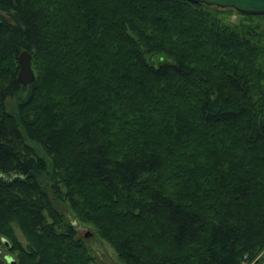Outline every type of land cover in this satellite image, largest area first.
<instances>
[{"label": "trees", "instance_id": "obj_1", "mask_svg": "<svg viewBox=\"0 0 264 264\" xmlns=\"http://www.w3.org/2000/svg\"><path fill=\"white\" fill-rule=\"evenodd\" d=\"M230 11L0 0V246L17 264H98L59 202L122 264H264V23Z\"/></svg>", "mask_w": 264, "mask_h": 264}, {"label": "rangeland", "instance_id": "obj_2", "mask_svg": "<svg viewBox=\"0 0 264 264\" xmlns=\"http://www.w3.org/2000/svg\"><path fill=\"white\" fill-rule=\"evenodd\" d=\"M227 10V9H225ZM231 10L229 14V21L233 24H239L243 22L246 25L251 24V22L258 23L262 25L264 23V19L258 17V16H253V17H247V15L240 14L237 11L233 9H228ZM251 19L252 21H250ZM165 61L170 60L169 57L166 55ZM147 59L150 63L153 65H158L159 57L157 55H148ZM59 210L68 218L69 221L77 225L78 227V232L79 236L84 239L91 252L92 255L98 264H122L114 251V249L105 241L103 240L98 233L93 229V227L90 224H82L78 219H76L75 214L73 211H71L69 205L67 203H58ZM17 237L19 241L23 244H27V240L25 239V236L20 232L19 229L16 230ZM89 238H86L87 234H90ZM5 245V242H4ZM0 246V264H8L7 263V256L13 257L16 261V254H10L9 249L5 245Z\"/></svg>", "mask_w": 264, "mask_h": 264}, {"label": "water", "instance_id": "obj_3", "mask_svg": "<svg viewBox=\"0 0 264 264\" xmlns=\"http://www.w3.org/2000/svg\"><path fill=\"white\" fill-rule=\"evenodd\" d=\"M196 4H205L209 7H217L220 9H233L240 14L264 16V0H188ZM19 72L17 76L18 82L27 87L35 79V72L32 67V59L29 52L24 51L18 57ZM91 235L87 234L86 238ZM5 245L9 247V243L5 241ZM8 264H17V261L7 256Z\"/></svg>", "mask_w": 264, "mask_h": 264}]
</instances>
